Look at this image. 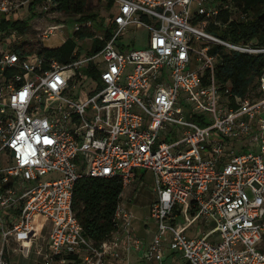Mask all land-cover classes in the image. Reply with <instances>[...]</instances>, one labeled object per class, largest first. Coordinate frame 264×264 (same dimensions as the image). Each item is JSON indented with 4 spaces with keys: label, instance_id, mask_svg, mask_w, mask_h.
I'll use <instances>...</instances> for the list:
<instances>
[{
    "label": "built area",
    "instance_id": "obj_1",
    "mask_svg": "<svg viewBox=\"0 0 264 264\" xmlns=\"http://www.w3.org/2000/svg\"><path fill=\"white\" fill-rule=\"evenodd\" d=\"M32 1L0 0V264H15L12 255L18 264H130L133 253L150 264H264V72L245 97L217 78L225 52L264 47L200 27L233 1L109 0L111 36L109 18L102 34L75 23L74 35L90 30L97 45L82 56L76 44L68 63L1 29ZM133 29L150 33L147 48L126 43ZM148 172L152 239L134 233L122 201L111 238L98 246L86 237L77 182L115 178L138 191Z\"/></svg>",
    "mask_w": 264,
    "mask_h": 264
},
{
    "label": "trees",
    "instance_id": "obj_2",
    "mask_svg": "<svg viewBox=\"0 0 264 264\" xmlns=\"http://www.w3.org/2000/svg\"><path fill=\"white\" fill-rule=\"evenodd\" d=\"M44 1L33 0L30 3L29 16L31 19L39 15L36 9ZM53 1L57 4L56 9L58 11L79 17L77 22L93 21L98 23L99 20L105 21L106 19L100 17L98 13L87 12L91 0ZM232 1L238 15L234 17L232 11L223 10L217 18L210 20L209 33L234 43H249L256 40L257 47H264V0ZM113 6L114 3L108 0V7L111 10L108 15L110 19L108 37L111 36L115 28ZM31 19L15 21L3 19L1 29L5 31L12 27L26 33L30 28L29 21ZM200 20H204V17H201ZM217 23H222L224 29L220 28ZM75 37L83 39L93 37V34L90 30H85L75 34ZM102 45L101 42L97 49H101ZM75 47V40L69 39L59 48L44 49L40 54L68 63ZM18 50L21 51V47ZM222 50V47L217 46L213 52H222ZM263 72L264 53L248 55L239 52H225L222 64L218 69L217 78L221 83L230 86L234 95L245 97L251 89H256V80ZM123 193L122 181L115 178L86 177L80 179L76 184L73 199L74 212L84 228L86 237L98 246L109 240L118 229L115 213L118 204L122 201ZM186 264L189 263L186 262Z\"/></svg>",
    "mask_w": 264,
    "mask_h": 264
},
{
    "label": "rangeland",
    "instance_id": "obj_3",
    "mask_svg": "<svg viewBox=\"0 0 264 264\" xmlns=\"http://www.w3.org/2000/svg\"><path fill=\"white\" fill-rule=\"evenodd\" d=\"M19 2V0H14ZM46 7V8H45ZM193 10L195 12L196 5L194 4ZM38 16L34 19H31L29 16V5L24 6L23 8L16 11L12 16L15 20H29V30L26 33H22V40H26L29 44H34L36 48L44 46L48 49H55L62 46L69 39L76 41L77 46L80 48V54L83 56H91L93 54L92 50L97 45L96 41L91 38H83L78 40L74 35L75 23L79 17L73 16L71 14H66L60 12L56 9L55 6L42 4L39 5L36 9ZM107 0H91L87 8V12H93L100 14V17L108 18L110 13ZM232 12L234 17H236L237 11L233 7ZM105 19V20H106ZM14 20V21H15ZM93 28L98 34H102L104 31V21H98V23L93 22ZM211 22L208 21L204 25H200L202 29L206 32L208 31V26ZM219 24L220 28L224 29L222 23ZM53 25H64L65 27L58 29L57 33L49 36L44 39V34L48 28ZM126 43L132 45L131 49H145L149 45L150 33L144 29H133L128 33V36L124 38ZM79 94H84V89L80 87L78 89ZM146 185L142 190L137 191V184L131 185L124 191V196L122 197V203L126 205L127 209L134 214L133 226L134 233L139 237L142 235H147L148 237H153L154 233L157 231V224L150 218L151 205L156 199V193L154 190V179L150 172L146 174L145 177ZM214 224L206 225V229H212ZM195 227L205 228L204 225L200 224V221L196 223ZM150 231V233L148 232ZM261 248L264 249V242L261 245ZM13 259V258H11ZM181 264H186L182 259L179 260ZM166 264H171L166 262Z\"/></svg>",
    "mask_w": 264,
    "mask_h": 264
},
{
    "label": "crops",
    "instance_id": "obj_4",
    "mask_svg": "<svg viewBox=\"0 0 264 264\" xmlns=\"http://www.w3.org/2000/svg\"><path fill=\"white\" fill-rule=\"evenodd\" d=\"M126 190V189H125ZM124 190V191H125ZM123 196H124V193H123ZM122 196V197H123ZM125 205V204H124ZM126 206V205H125ZM150 233V231H148ZM192 233L195 234L196 233V230H192ZM143 239H145L146 241H150L152 239V237H148L147 235H142V236H139ZM12 260L15 264H18L19 262V257L18 256H13L12 255ZM170 262V261H169ZM34 264V263H33ZM118 264H121V263H118ZM130 264H150L148 263L145 258H144V255L142 253H133L132 256H131V260H130Z\"/></svg>",
    "mask_w": 264,
    "mask_h": 264
}]
</instances>
